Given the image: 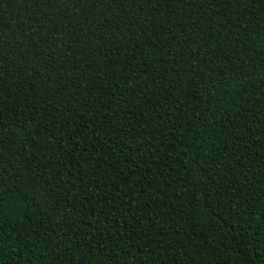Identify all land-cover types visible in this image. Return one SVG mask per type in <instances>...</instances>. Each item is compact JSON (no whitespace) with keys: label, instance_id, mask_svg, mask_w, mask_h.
<instances>
[{"label":"trees","instance_id":"trees-1","mask_svg":"<svg viewBox=\"0 0 264 264\" xmlns=\"http://www.w3.org/2000/svg\"><path fill=\"white\" fill-rule=\"evenodd\" d=\"M0 264H264V0H0Z\"/></svg>","mask_w":264,"mask_h":264}]
</instances>
